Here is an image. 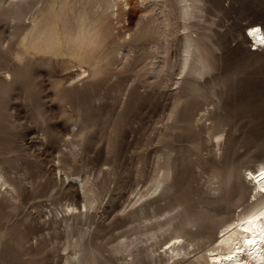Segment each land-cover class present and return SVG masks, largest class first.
<instances>
[{
    "label": "rangeland",
    "instance_id": "obj_1",
    "mask_svg": "<svg viewBox=\"0 0 264 264\" xmlns=\"http://www.w3.org/2000/svg\"><path fill=\"white\" fill-rule=\"evenodd\" d=\"M161 1L145 0L154 19ZM206 1L205 26L210 24L206 32L212 38L211 60L216 62L215 69L205 75L180 72L179 38L172 49L173 63H177L165 75L158 72L163 60L153 49L156 40L137 39L120 46L116 59L106 67L109 46L122 43L125 33L139 36L143 13L136 0H129L132 6L121 10L119 18L106 21L111 28L95 41V58L86 64L85 74L78 66L73 68L76 60L70 48L55 58L37 52L30 43L22 46L20 36L12 44L21 55L8 52L11 37L6 36L15 28L3 8L8 3H0V41H4V47L0 45V171H5L9 182L2 185L0 178V186H4L0 187V264H39L36 250L44 245L50 253L48 264H60L65 239L76 238L80 231H87L93 243L108 254L128 234V212L158 173L156 161L167 149L165 140L182 161L186 174L181 182L187 186L194 172L205 171L201 183H206L214 165L229 170L232 160L238 158L237 154L228 157L232 142H226V135L218 146V140H209L206 133L199 139L197 131L204 123L212 124L210 116L240 120L242 125L253 118L252 129L264 128V48L259 54L251 53L256 44L245 38L244 29L240 31L251 22L264 27V0ZM179 25L178 36L184 32ZM94 63L104 67L102 73L91 66ZM186 79L197 83L199 91H183ZM243 141L239 142L244 145L239 148L241 155L246 151ZM196 144L199 150L194 149ZM256 159L245 165L254 166ZM11 179L22 182L19 193L12 189ZM89 186L101 195L90 210L85 207L83 211ZM155 195L146 200H154ZM67 205L79 207L87 216L76 219L79 209L69 213ZM69 223L76 225L69 229ZM221 238L218 230L212 246ZM121 263L118 259L115 264Z\"/></svg>",
    "mask_w": 264,
    "mask_h": 264
},
{
    "label": "bare ground",
    "instance_id": "obj_2",
    "mask_svg": "<svg viewBox=\"0 0 264 264\" xmlns=\"http://www.w3.org/2000/svg\"><path fill=\"white\" fill-rule=\"evenodd\" d=\"M3 2L8 3L3 8L8 21L13 23L15 28L10 35L6 36V38L11 37L6 49L8 52H13L12 54H17V56L21 55L20 51L16 50L12 44V41L18 40L20 36L22 37L20 43L22 46L27 47V44L30 43L37 52L55 58L65 55L64 48H70L71 56L76 60L73 68L78 66L82 70V74L87 73L86 64L91 63L95 58V41L103 38L105 29L111 28L109 23L105 24L106 21H110L111 18H119L121 10L125 11L131 5L129 0H65L63 3L60 0H0V3ZM160 4L159 15L154 19L149 14L145 0H136V5L141 8L143 13L139 36L123 33L122 43L117 42L109 46L106 67L116 59L120 46L128 45L129 42L133 43L137 39H147L149 42L156 40L153 49H157L156 53L160 54L163 60V62L161 60L162 64L158 72H164L165 75V71H172L169 69L177 63H173L172 49L178 46L174 41L179 38L180 72L186 71L187 75H205L213 71L216 61L213 63L211 60L210 43L212 38L206 32L209 30L210 24L205 26L207 1L163 0ZM177 24H180L179 26L182 27L180 28L184 30L180 36L177 35L180 31V29L177 30ZM243 29L245 38L252 44L258 45L259 49L263 51L264 27L260 23L251 22L243 26L240 31ZM0 45L4 47V41H0ZM259 49L255 51L252 49L251 53L259 54ZM91 66H95L98 73H102L101 71L104 70L102 65L96 63ZM183 87V91L189 90L191 94L200 89V86L191 79H186ZM205 111L212 115V111L210 112L208 108ZM208 114L207 117H209ZM257 114L259 113L257 112ZM209 119L212 120V124L204 123L197 131V135L200 139L203 133L208 134L209 140H218L217 146L220 139L226 135V142H232L228 157L238 155V158L234 159L236 161L232 160L229 170L228 167L214 165L210 178L205 179L207 174L203 177L207 181L206 183H201L205 171H196V173L193 171L191 184L187 183L185 186L181 182L186 174L182 161L179 160L180 157L174 156L173 149L168 146V142L165 140L164 145L167 149L156 161L159 166L158 173L153 176L152 184L149 188L147 187V190L140 191V194L137 193L139 199L136 198L137 201H134L132 206L134 208V204L142 203L137 209H133L130 205L132 209L128 212L127 218L128 234L122 238L123 240L111 246L106 254L101 246L93 243L92 238L87 236V231H80L76 238L67 236L65 239L64 253L59 254L60 257L57 255L62 260L60 264H115L118 259H122L121 264H264V135H262L264 128L261 126V129H252L255 128L250 124L253 118L248 122L249 124L244 123V125L240 124V120L234 122L235 120H228L224 116L222 118L210 116ZM255 121L257 122V120ZM237 132H239V138L237 137L239 142L244 139L246 151L243 155L239 154V148L244 145L238 141L234 142ZM194 146V149H200L199 144ZM177 152L179 153V151ZM254 158H257L254 161V166L245 165ZM6 163L8 164V162ZM191 168L188 167L189 170ZM3 173L0 171V178L3 179L2 185H7L9 182ZM142 176L143 173L140 174V177ZM186 178L188 179V177ZM20 183L22 182L11 179L10 185L17 193L22 187ZM2 185L0 187H4ZM83 187L85 188V185ZM94 189L91 187L85 189L89 201L88 205L83 207V211L85 207L91 208L93 202H97L99 199L101 191ZM188 189H190L189 193L185 191ZM158 190L160 193L157 196L155 194L156 192L158 194ZM185 192L189 195H185ZM151 195H155L157 198L146 200L148 197L151 198ZM67 206L66 210L69 213L74 214V211L79 209L76 206ZM239 208L241 209L237 213ZM79 211L75 215L76 219L82 215L87 216L80 209ZM75 225L76 223H69V229L70 227L73 229ZM218 230L221 231L222 238L212 246L213 238ZM163 245L165 246L164 250L159 251ZM44 247L36 250L38 255L35 256L40 259L39 264L49 263L50 253H47L48 248ZM193 253L195 258L191 259Z\"/></svg>",
    "mask_w": 264,
    "mask_h": 264
},
{
    "label": "built area",
    "instance_id": "obj_3",
    "mask_svg": "<svg viewBox=\"0 0 264 264\" xmlns=\"http://www.w3.org/2000/svg\"><path fill=\"white\" fill-rule=\"evenodd\" d=\"M253 48V50H256V49H259V47L257 46V45H255V46H252Z\"/></svg>",
    "mask_w": 264,
    "mask_h": 264
}]
</instances>
